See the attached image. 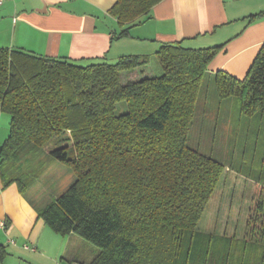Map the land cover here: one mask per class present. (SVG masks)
I'll return each mask as SVG.
<instances>
[{"label":"trees","instance_id":"16d2710c","mask_svg":"<svg viewBox=\"0 0 264 264\" xmlns=\"http://www.w3.org/2000/svg\"><path fill=\"white\" fill-rule=\"evenodd\" d=\"M161 1L116 0L115 38ZM219 49L163 43L154 75L148 56L80 66L0 48V103L11 115L0 149L3 186L17 185L26 198L49 161L68 165L74 183L37 211L55 233L97 248L88 264H264L263 200L250 211L244 247L197 230L225 170L189 145L206 75L218 108L234 97L240 116L264 121V44L242 80L208 72ZM6 256L0 243V264Z\"/></svg>","mask_w":264,"mask_h":264},{"label":"crops","instance_id":"0c3cea01","mask_svg":"<svg viewBox=\"0 0 264 264\" xmlns=\"http://www.w3.org/2000/svg\"><path fill=\"white\" fill-rule=\"evenodd\" d=\"M115 3L6 0L0 5V48L87 66L132 55L153 59L163 43L219 47L208 72L224 71L242 80L264 44V0H162L120 39L115 36L121 27L109 12ZM10 125L11 115L0 103V149ZM38 208L17 185L4 187L0 175V243L7 250L3 264L90 263L98 250L76 234L55 233L39 218Z\"/></svg>","mask_w":264,"mask_h":264},{"label":"rangeland","instance_id":"374dc122","mask_svg":"<svg viewBox=\"0 0 264 264\" xmlns=\"http://www.w3.org/2000/svg\"><path fill=\"white\" fill-rule=\"evenodd\" d=\"M149 61L154 75L161 72L156 57ZM203 88L189 134V145L220 161L225 170L197 230L240 241L238 247L241 248L248 244L245 243V234L250 211L257 201H264V192L257 188V184L264 185V121L240 116L234 97L218 108L220 99L214 80L208 74ZM206 93H209V100L205 99ZM126 108L125 104L121 105L119 112L126 111ZM75 178L65 163L49 161L45 172L28 189L26 197L34 206L42 208L63 194Z\"/></svg>","mask_w":264,"mask_h":264},{"label":"built area","instance_id":"2783aa9c","mask_svg":"<svg viewBox=\"0 0 264 264\" xmlns=\"http://www.w3.org/2000/svg\"><path fill=\"white\" fill-rule=\"evenodd\" d=\"M6 0H0V5H2ZM4 226V224H2Z\"/></svg>","mask_w":264,"mask_h":264}]
</instances>
